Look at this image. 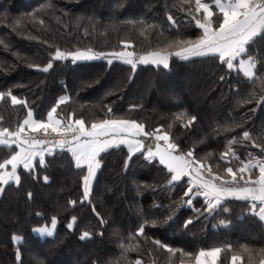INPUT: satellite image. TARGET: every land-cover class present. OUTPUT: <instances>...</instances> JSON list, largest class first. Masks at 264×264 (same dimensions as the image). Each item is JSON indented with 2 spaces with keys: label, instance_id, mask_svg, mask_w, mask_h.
<instances>
[{
  "label": "trees",
  "instance_id": "trees-1",
  "mask_svg": "<svg viewBox=\"0 0 264 264\" xmlns=\"http://www.w3.org/2000/svg\"><path fill=\"white\" fill-rule=\"evenodd\" d=\"M196 8V0H0V130L16 131L29 109L47 120L55 106L63 122L135 120L147 132H168L177 152L192 151L220 176L263 158L264 38L243 56L253 58L254 77L228 69L218 55L182 59L175 55L179 47L203 35L195 22L207 18ZM220 22L217 12L212 24ZM122 41L137 56L171 52L168 69L54 60L57 49L121 51ZM179 41L185 43L168 47ZM49 61L52 68L44 71ZM62 96L68 99L57 104ZM142 138L146 146L152 140ZM17 150L0 143V163ZM128 156L124 144L101 153L87 196V167L78 168L67 148H55L31 169L20 167V183L11 180L0 193V264H185L212 248H220L221 264H231L233 256L240 264L264 261V220L250 200L226 198L210 211L203 196L189 191L187 175L172 181L144 149ZM53 217L51 235L36 231L53 228ZM122 245L131 246L126 259Z\"/></svg>",
  "mask_w": 264,
  "mask_h": 264
},
{
  "label": "snow or ice",
  "instance_id": "snow-or-ice-1",
  "mask_svg": "<svg viewBox=\"0 0 264 264\" xmlns=\"http://www.w3.org/2000/svg\"><path fill=\"white\" fill-rule=\"evenodd\" d=\"M196 5L197 11L203 10L208 17L212 16V9L208 4L201 3V0H196ZM215 6H218L223 17L218 27H211L210 20L204 22L196 20L195 23L202 29L203 35L197 41H188L187 46L179 47L175 55L182 59L218 55L220 60L226 63L228 69L239 67L247 76L254 77L256 65L253 58L248 57L247 60H244L242 57L247 55V46L250 43H254L257 37L264 38V0H259L258 3H254V0H227V2L215 0ZM172 23L175 24L176 22L173 20ZM122 43L126 46L124 50L112 52H96L90 48L67 52L57 49L54 58L60 60L70 59L73 64L104 60L108 65H112L113 61H123L131 65L133 69L137 63L169 65L171 52L155 51L137 56L136 53L126 50L128 42L122 41ZM177 43L182 45L185 42H173L168 47H173ZM237 59H239L238 65L234 64ZM33 67L39 68V65H33ZM50 68H52L51 61L47 63L43 70L47 71ZM0 96H3V93H0ZM67 99L68 96H62L57 101V104ZM261 100L264 101V97H261ZM12 102L14 104L18 102L15 96H12ZM56 110L55 106L51 108L47 113V122H45V120H32V110L29 109V119H26L16 131L9 132L7 128L0 130V137H7V139H0V143H14L19 145L20 148L10 160L0 163V193L4 190L2 185L8 184L10 180L17 184L20 183V177L16 172L19 165H22L24 169H31L34 167L32 162L37 157H39L40 163L43 164L46 152H53L55 148H67L71 152L78 168L82 165L87 167V174L83 176L84 192L85 196H87L91 182L102 165L101 153L114 146L118 147L121 144H126L129 160H131L134 153L144 149L149 161L158 159L160 164L166 166L173 173L172 181H179L184 175L191 178V181L197 187L198 194L207 199V207L210 211L218 207L220 202L228 196L251 197L253 200H259L261 204H264V160H260L258 163L260 176L256 183L259 184V187H241V182L247 185L249 181L244 180L242 176L238 179L237 173L231 167L227 168V172L231 173V182L226 181L224 176L217 178L214 174L212 179L206 178L203 166H200V161L194 159L190 152L177 154L179 144L169 142L168 132H147L143 124L137 123L135 120L123 119H102L98 123L93 122L90 128H86L83 118L74 122H62L56 117ZM109 112H111L110 108ZM191 119L195 120L196 117L193 116ZM25 125L33 129L42 128L45 132L49 129L55 133L63 132L70 135L71 140L61 139L53 146L51 141L25 138L21 135L24 132ZM243 135L248 137L249 133L244 132ZM142 137L152 139L153 144L146 146ZM160 141L165 143L161 144ZM44 144H48L49 147H40ZM9 164L12 169L10 172L6 170V166ZM253 166L251 163L245 164L240 169V172L244 173ZM44 180L47 182L49 177L44 176ZM28 195L31 197L32 193L29 192ZM72 203L75 204L76 202L72 201ZM187 203L191 204L192 201L189 200ZM259 214L264 219V207L259 209ZM97 215L99 214L97 213ZM72 220L75 221L76 217L73 216ZM189 223H191V220L185 221V226ZM55 225L56 218L53 217V228ZM67 227L71 229L73 224L69 223ZM36 231L48 232L49 235L52 233V230L48 228H39ZM139 231L143 232V227ZM89 235V232H84L82 238H88ZM13 239L19 241L21 238L13 236ZM156 243L160 242L156 241ZM129 247L131 246L122 245L124 249L122 256L125 259ZM163 247L169 248L167 244L163 245ZM169 250L171 251V249ZM219 252L220 248H212L207 253L202 250L200 256H211V264H214ZM19 255V250H17V258H19ZM232 259L235 261L238 258L233 256ZM136 264H140V261H136ZM198 264H209V262L201 259Z\"/></svg>",
  "mask_w": 264,
  "mask_h": 264
},
{
  "label": "crops",
  "instance_id": "crops-1",
  "mask_svg": "<svg viewBox=\"0 0 264 264\" xmlns=\"http://www.w3.org/2000/svg\"><path fill=\"white\" fill-rule=\"evenodd\" d=\"M223 2H227V0H223ZM201 3H206V4H208L210 7H211V9H212V16L211 17H208L207 16V13H205V16H206V18H207V20H210L211 21V27H213V28H217V27H215L213 24H212V21H213V17H214V15L217 13V12H219L220 13V11H219V8H218V6H215V0L214 1H207V0H201ZM221 14V13H220ZM222 15V14H221ZM222 19H223V17H222ZM244 60H247L248 59V57H242ZM234 64H239V59H237L236 61H234ZM234 68H238V67H234ZM242 70V69H241ZM243 71V70H242ZM254 71H255V69H254ZM246 74V73H245ZM247 75V74H246ZM17 101H19V99L17 98ZM64 101H66V100H64ZM55 115H56V117L58 118V119H60L58 116H57V114L55 113ZM26 119H29V115L24 119V121L26 120ZM31 119L32 120H39V119H37L36 117H35V115H34V112L32 111V117H31ZM61 120V119H60ZM24 121H23V123H24ZM62 121V120H61ZM45 122H47V120H45ZM63 122V121H62ZM22 123V124H23ZM91 127V126H90ZM90 127H86V128H90ZM25 128H28V129H30V130H38V129H33V128H31L30 126H28V125H25ZM42 129V128H41ZM0 139H7V138H0ZM2 144H10V143H2ZM11 144H14V143H11ZM10 144V145H11ZM17 145V144H16ZM17 147H18V150H17V152L20 150V148H19V145H17ZM40 147H42V148H47V147H49V146H44V145H41ZM54 151H55V149H54ZM53 151V152H54ZM53 152H46L45 153V156H44V162H45V159H46V157H47V155H49V154H52ZM11 158H9L8 160H10ZM39 160V157H37L35 160H33V165H35V163H36V161H38ZM40 161V160H39ZM249 163H253V162H244L243 163V167H244V165L245 164H249ZM258 163L259 162H257V163H255V164H252V165H254L253 167H251L250 169L251 170H253V172H254V170L256 171V174L254 175L253 174V179L255 180V184H253V185H247V186H250V187H256V188H258L259 187V184L258 183H256L257 181H258V179H259V176H260V171H259V167H258ZM83 166V165H82ZM20 167H23L22 165H19L18 167H17V169H16V172H17V174H18V169L20 168ZM249 169V170H250ZM6 170L7 171H12V169H11V165L9 164V165H7L6 166ZM99 170V169H98ZM98 172V171H97ZM11 181V180H10ZM92 183H93V181L91 182V186H90V190H89V192H88V194L91 192V187H92ZM226 198H239V199H243V200H250L251 201V203H252V205H253V210H256V212L259 214V209L261 208V207H264V204H261V202L259 201V200H253L251 197H240V196H228V197H225L224 199H226ZM260 215V214H259ZM261 217V216H260ZM264 220V219H263ZM56 226V225H55ZM54 229V228H53ZM206 253V252H205ZM218 255V257H219V254H217ZM201 259L199 258L198 259V262L200 261ZM206 260V259H205ZM210 263L212 262V258H210ZM208 261V262H209ZM198 262H197V264H198ZM209 263V264H210ZM261 264H264V261L261 263Z\"/></svg>",
  "mask_w": 264,
  "mask_h": 264
},
{
  "label": "rangeland",
  "instance_id": "rangeland-1",
  "mask_svg": "<svg viewBox=\"0 0 264 264\" xmlns=\"http://www.w3.org/2000/svg\"><path fill=\"white\" fill-rule=\"evenodd\" d=\"M127 50V49H126ZM129 51V50H128ZM108 119H113V118H108ZM75 120H77V119H75L74 117H71L69 120H68V122H74ZM85 123V122H84ZM85 127H90V126H87L86 125V123H85ZM25 130H29V131H42L43 129H38V130H30V129H28V128H25ZM49 130H51V129H49ZM9 132H13V131H9ZM3 138V137H2ZM162 142H164V141H162ZM169 142H171V139H170V136H169ZM165 143V142H164ZM124 145H126V144H124ZM127 146V145H126ZM142 150V149H141ZM140 150V151H141ZM191 155H192V157L194 156V154L192 153V151H191ZM260 160H264V157L263 158H258V159H256V160H253V161H250V162H253L252 164H255V163H257V162H259ZM200 166H203V172H204V175H205V177L206 178H208V179H212L213 178V174L215 175V177H219L220 175H217V174H215V173H213V172H211V171H209V169H207L202 163H200ZM243 166H240V168H239V170H237V172L236 171H234V172H236L237 173V177H243L244 178V180H247V181H249V183L247 184V185H253V184H255V180L253 179V170H248V171H246V172H244V173H241L240 172V169L242 168ZM225 180L226 181H231V173H229L228 174V177H225ZM190 182H191V186H190V189H191V191L192 190H194V192H193V196L195 197L196 195H200V194H198V190H197V187H196V185H195V183L194 182H192L191 181V178H190ZM247 185H245V184H243V185H241V187H244V186H247ZM190 191V192H191ZM202 196V195H201ZM205 198V197H204ZM206 199V198H205ZM224 200V199H223ZM223 200L221 201V202H223ZM206 202H207V199H206ZM221 202H220V204H221ZM251 205H252V203H251ZM252 208H253V205H252ZM255 212H256V210H254ZM257 213V212H256ZM48 229H51L52 230V233H53V228H48ZM39 233L40 234H43V235H47L48 234V232H41V231H39ZM51 233V234H52ZM21 240V239H20ZM19 240V241H20ZM19 241H17V242H19ZM209 250H211V249H207V250H203L204 252H208ZM219 254V257H218V255H217V257H216V259H215V262H214V264H221L220 263V258H221V251L218 253ZM235 257H237L238 259H236L235 261L232 259V263L231 264H240V261H241V257L240 256H235ZM202 259V260H204V261H206V262H208L209 260H210V258H212L211 256H208V255H205L204 257H201L200 256V253L198 254V256H197V259H196V261L195 262H192V263H185V264H197V262H198V259ZM206 259V260H205ZM209 263H210V261H209ZM211 264V263H210Z\"/></svg>",
  "mask_w": 264,
  "mask_h": 264
},
{
  "label": "built area",
  "instance_id": "built-area-1",
  "mask_svg": "<svg viewBox=\"0 0 264 264\" xmlns=\"http://www.w3.org/2000/svg\"><path fill=\"white\" fill-rule=\"evenodd\" d=\"M259 0H254V3H258ZM21 135L25 138H34L37 140H44V141H51L52 145L54 146L57 141L64 139V140H71V136L66 134V133H55L52 130H48L45 132L44 130L42 131H29L25 130L24 132L21 133ZM44 146H49L48 144H44ZM238 179L240 177H237ZM231 182V181H229ZM243 185V182H241L240 186Z\"/></svg>",
  "mask_w": 264,
  "mask_h": 264
},
{
  "label": "water",
  "instance_id": "water-1",
  "mask_svg": "<svg viewBox=\"0 0 264 264\" xmlns=\"http://www.w3.org/2000/svg\"><path fill=\"white\" fill-rule=\"evenodd\" d=\"M60 51H64V50H61L59 49ZM155 52V51H154ZM165 52V51H164ZM55 56V55H54ZM54 60H60V59H56L54 58ZM169 63H170V59H169ZM138 65H142V66H154V67H161V68H165V69H168L169 65L168 66H164V65H157V64H154V63H148V64H143V63H137ZM4 138H7L6 136ZM161 144H164V142L160 141ZM153 144V140L150 141V143L148 145H151ZM177 154H179V152H177ZM158 160V159H157ZM164 166V165H163ZM166 167V166H165ZM169 171V170H168ZM170 172V171H169ZM173 174V173H172ZM183 176L181 177L180 180H182ZM179 180V181H180Z\"/></svg>",
  "mask_w": 264,
  "mask_h": 264
}]
</instances>
